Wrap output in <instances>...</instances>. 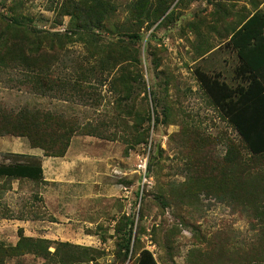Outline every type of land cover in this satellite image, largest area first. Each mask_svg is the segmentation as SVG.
<instances>
[{"label": "rangeland", "instance_id": "374dc122", "mask_svg": "<svg viewBox=\"0 0 264 264\" xmlns=\"http://www.w3.org/2000/svg\"><path fill=\"white\" fill-rule=\"evenodd\" d=\"M70 1L0 0V26L17 18L35 29L62 34L69 17L60 16V10ZM112 1L115 20L94 31L97 42L88 43L86 36L56 45L60 60L53 78L74 79L79 70L72 71L74 61L96 66L108 40L119 38L117 28L130 0ZM159 1L168 9L149 30L142 26V42L129 48L139 51L140 63L135 68L130 61L129 71L139 70L144 88L135 91L134 113L128 116L115 110L114 71L101 87L90 77L94 88L89 99L59 96L56 90L44 96L32 93L16 83V70L0 71L1 109L63 114L77 118L88 133L72 136L62 157L43 156L42 181L0 176V240L5 244L15 245L21 229L26 237L49 240L51 253L58 250L46 264H68L61 263L65 243L72 247L67 251L82 259L71 264H121L118 244L125 233L120 229L131 234L122 264H135L143 250L157 264H239V255L253 242L250 221L220 184L230 146L247 162L251 157L210 105L194 71L199 68L235 84L230 33L244 16L264 12V0ZM138 120L147 130L143 144L133 143L131 136ZM31 148L26 137L0 136V153L27 154ZM199 159L203 163L197 165ZM9 160L0 156V164ZM253 162L254 168L264 170V158ZM202 169L207 171L204 176ZM210 173L218 184L210 180L204 189L196 179ZM77 247L90 250L82 254ZM6 264L45 262L26 254Z\"/></svg>", "mask_w": 264, "mask_h": 264}, {"label": "trees", "instance_id": "16d2710c", "mask_svg": "<svg viewBox=\"0 0 264 264\" xmlns=\"http://www.w3.org/2000/svg\"><path fill=\"white\" fill-rule=\"evenodd\" d=\"M116 8L112 0H71L62 5L60 10V16L69 17L68 30L62 34L35 29L17 18L3 20L0 26V71L16 70L20 77L16 83L19 86H27L32 93L44 96L56 90L59 96H78L82 99L91 97L90 89L94 87L89 83L90 77H94V82L101 87L114 71L112 81L115 87L112 89L115 110L122 111L121 114L125 116L134 113V93L138 88H144V83L139 70L135 73L129 71L130 61L134 62L132 66L135 68L136 64L140 63L138 49L129 48L142 42V26L145 25V30H149L164 15L168 9L165 1L130 0L126 18L117 28L119 38L113 42L108 40L97 65H89L88 60L86 65L74 61L72 71L75 67L79 69L75 72L74 79L53 78V67L60 60L56 45L59 47L63 42L75 41L77 38L84 41L83 37L86 36L88 43L97 42L94 31L105 29L111 20H115ZM240 25L238 30L230 33L228 41L240 58L239 65L234 69L238 82L228 85L219 77L205 73L199 68L195 69L194 76L210 105L236 132L243 149L251 157L247 162L241 151L230 146L224 156L223 170L227 169L226 174L224 175L223 170L220 171L224 178L220 184L222 189L227 188L233 195H230L232 200L237 202L254 232L253 242L239 255V264H264V170L254 168L253 162L264 158V84L258 78L264 65V13L254 11L252 15L244 16ZM94 60L96 61V57ZM98 96L101 98L100 90ZM154 100L156 102L157 97L154 96ZM77 121V118L28 107L18 110L0 108V136L26 137L32 148H40L43 151V156L62 157L72 136L86 130L85 126ZM104 124L106 125L100 123V126ZM92 132L98 134V128H93ZM131 136L133 143H145L147 130L142 128L140 120L133 127ZM0 156L11 158L8 164H0L1 177L42 181L43 169L39 157L10 153H0ZM202 163L200 159L196 162L197 165ZM201 173L204 176L207 171L202 169ZM209 177H199L196 181L201 183L204 189L210 187V180L214 185L218 184L214 181V174L210 173ZM118 232L125 233V237L118 244L117 254L122 264L130 252L131 234L130 231L120 229ZM17 236L15 245H8L0 240V264H6L7 259L26 254L40 257L46 264L50 261L45 260H50L58 252H50L49 240L26 237L21 229L17 230ZM62 246L67 250L72 248L66 243ZM77 248L82 254H87L90 250L85 247ZM67 250L62 254L61 263L82 261L77 254ZM134 262L157 264L146 250L141 251Z\"/></svg>", "mask_w": 264, "mask_h": 264}, {"label": "crops", "instance_id": "0c3cea01", "mask_svg": "<svg viewBox=\"0 0 264 264\" xmlns=\"http://www.w3.org/2000/svg\"><path fill=\"white\" fill-rule=\"evenodd\" d=\"M259 12V11H258ZM254 12H252L251 13V15L253 14ZM261 13H264V12H261ZM250 15V14H249ZM242 24H243V22H242ZM241 24V25H242ZM241 25H239L236 29L238 30L240 27H241ZM228 41H229V39H228ZM264 48V47H263ZM232 49V48H231ZM233 51V53H234V56H235V66L237 67L238 65H239V63H240V58H239V56H238V53H237V51L236 50H232ZM262 54H264V49H262ZM235 69V68H234ZM233 74H234V72H233ZM258 78L260 79V81L264 84V65H263V69L260 71V73H259V75H258ZM236 79V78H235ZM235 81H237L238 82V80L236 79ZM27 154H29V155H34V156H37V157H39L40 159H41V163L43 164V155H42V153H41V151L40 150H38L37 148H31V149H29V151H28V153ZM13 221H17V220H15V219H12ZM21 228V227H20Z\"/></svg>", "mask_w": 264, "mask_h": 264}]
</instances>
